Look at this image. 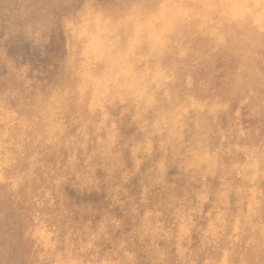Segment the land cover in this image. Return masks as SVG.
Instances as JSON below:
<instances>
[{
  "label": "clouds",
  "instance_id": "clouds-1",
  "mask_svg": "<svg viewBox=\"0 0 264 264\" xmlns=\"http://www.w3.org/2000/svg\"><path fill=\"white\" fill-rule=\"evenodd\" d=\"M0 264H264V0H0Z\"/></svg>",
  "mask_w": 264,
  "mask_h": 264
}]
</instances>
